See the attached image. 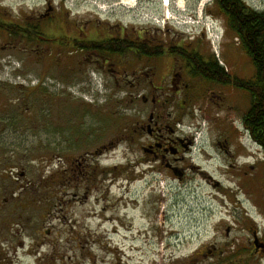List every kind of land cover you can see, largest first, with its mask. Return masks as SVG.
I'll list each match as a JSON object with an SVG mask.
<instances>
[{"label":"flooded vegetation","instance_id":"flooded-vegetation-1","mask_svg":"<svg viewBox=\"0 0 264 264\" xmlns=\"http://www.w3.org/2000/svg\"><path fill=\"white\" fill-rule=\"evenodd\" d=\"M77 2H92L95 7L82 14L75 10ZM158 4L161 9L144 13L143 19L138 17L142 6ZM187 16L206 25L209 22L207 31L175 25V20L179 23ZM216 22L221 25L218 41L210 32ZM228 27L217 0H38L31 5L0 0V54L13 55L21 65L26 58H33L34 63L49 60L58 69L66 66L90 84L110 83L116 89L109 94L116 97L130 85L133 89H127L126 97L135 96L145 105L141 115L135 108V122L125 128L136 147L131 182L135 186V218L141 219L143 226L133 232L128 218L123 223L126 234L116 226L109 230L98 220L94 228L83 224L77 230L76 221L59 213L80 190L59 188L52 208L57 220H41L26 228L33 230L30 241L34 245L23 249L28 259L32 257L24 264H133L126 251L127 240L152 245L155 251L157 238L161 242L178 239L177 232L156 226L150 189L156 172L171 174L172 180L183 186L198 179L197 188H203L194 198L196 215L189 226L195 230L182 233L187 252L169 254L161 264H264V141L254 138L253 132L260 127L253 125L252 118L259 105L264 107V85L256 77L252 61L248 76H240L233 68L236 56L240 61L250 57L239 36ZM228 40L233 49L227 47ZM10 64L19 66L16 61ZM194 106L201 122L196 119V124L187 125L178 109L194 116ZM87 154L73 156V164L81 165ZM225 181L239 184L248 204L237 198ZM114 184L119 187L111 181L95 189L97 198H103L105 191L114 193L110 188ZM82 191L80 197L90 196L91 189ZM128 191H122L123 195ZM186 208L189 213L194 210L190 205ZM119 219H112L113 224ZM14 227L18 224L7 228L11 235ZM6 245L7 251H0V264H18L14 260L19 259L7 254L16 255L17 247L9 241ZM152 251L147 264H158L149 258ZM135 260L142 264V258Z\"/></svg>","mask_w":264,"mask_h":264},{"label":"rangeland","instance_id":"rangeland-1","mask_svg":"<svg viewBox=\"0 0 264 264\" xmlns=\"http://www.w3.org/2000/svg\"><path fill=\"white\" fill-rule=\"evenodd\" d=\"M22 1L31 5L38 0H9ZM246 1L257 10H264V0ZM70 4L69 6L73 7L72 3ZM75 4V10L82 14L95 7L92 2ZM145 6L139 11L138 17L141 19L153 9L162 8L159 4L146 6L147 9ZM175 23L182 29H194L188 16L182 17L179 23L175 20ZM197 25L206 32L209 22L207 25L204 22ZM211 35L215 41L218 40L215 33ZM226 45L233 49L229 40ZM0 55V251H7L6 243L9 241L17 247L16 255L10 251L7 253L19 259H13L14 261L18 264L32 261V257L28 259L23 252V249L28 250L34 245H31L30 241L33 230L26 228L36 226L41 220H57L52 217L55 213L52 208L56 189L59 188L80 190V194L72 199V202L66 203L59 213L60 216L66 214L69 220L76 221L77 230H81L79 227L83 224L94 228L98 220L105 223L109 230L116 226L119 232L126 234L128 230L123 223L126 224L128 218L132 221L133 232L143 226V221L135 218V186L131 182V179L135 178L132 159L136 147L125 129L135 122V108L139 109L140 115L145 108L140 99L133 98L135 96L132 99L126 97L127 89L133 87L125 85L116 97L112 93L109 94L112 88L116 89L110 83L107 86L101 83L90 84L83 76L71 74L72 70L66 66H62L64 68L61 67V70L52 67L49 60L43 59L34 63L33 58H26L25 63L21 65L9 53ZM12 61H16L19 66H8ZM234 66L236 68L232 67L240 76H248L252 71L251 60L246 56L241 61L236 56ZM183 111L184 109H178L182 121L187 125L196 124V119L199 120L197 106H194V116ZM96 150L98 152H95ZM85 152L88 153L87 159L82 161L81 165L73 164L72 157ZM198 160L202 163L201 158ZM207 167L212 168L210 165ZM156 173L155 185L150 187L154 193V202L151 205L154 204L156 226H164L170 233L177 232L179 240L171 238L161 242L157 238L154 240L155 251H152V245L143 246L142 243L136 242L139 248L134 240H127L126 251L132 256L133 264L136 263L135 258H142L141 263L147 264L150 251L152 252L149 258L155 259L158 264L167 262L169 254L182 256L187 252V247L182 243V233L185 234V230H195L194 226L189 225L196 215L194 198L195 195L198 197L199 190L203 189L197 188L201 182L192 179L183 186L182 182L173 181L171 174L162 176V173ZM111 181L119 187L114 184L115 186L110 187L114 193L105 191L103 198H97L98 192L95 189L102 188L105 183L110 185ZM64 183L70 185L62 186ZM228 184L234 188L236 197L248 204L245 192L240 189L239 184ZM86 188L91 189L88 194L90 196L80 197L82 190ZM126 189L129 191L123 195L122 191ZM188 205L194 208L191 213L190 208H186ZM102 213L103 218H99ZM117 216L121 220L113 224L112 219ZM106 217L108 221L104 222ZM17 224L18 228L14 227L11 235L10 229L7 228ZM19 226H23V230ZM16 230L19 232L16 233ZM53 232L54 229L51 234ZM52 237L54 235H50V238ZM20 242L24 243V247L18 246ZM129 247L139 250L130 251Z\"/></svg>","mask_w":264,"mask_h":264},{"label":"trees","instance_id":"trees-1","mask_svg":"<svg viewBox=\"0 0 264 264\" xmlns=\"http://www.w3.org/2000/svg\"><path fill=\"white\" fill-rule=\"evenodd\" d=\"M218 2L228 28L239 36L242 49L249 55L256 69V77L264 85V10H257L246 0H217ZM252 118L253 125L260 127L253 132L254 138L264 141V107L259 105L258 113H253Z\"/></svg>","mask_w":264,"mask_h":264},{"label":"bare ground","instance_id":"bare-ground-1","mask_svg":"<svg viewBox=\"0 0 264 264\" xmlns=\"http://www.w3.org/2000/svg\"><path fill=\"white\" fill-rule=\"evenodd\" d=\"M188 30H190V29H188Z\"/></svg>","mask_w":264,"mask_h":264}]
</instances>
